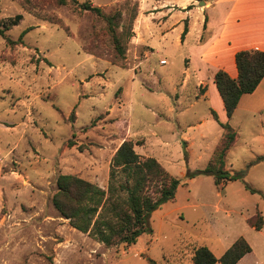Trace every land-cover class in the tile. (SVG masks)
Instances as JSON below:
<instances>
[{
    "label": "rangeland",
    "instance_id": "obj_1",
    "mask_svg": "<svg viewBox=\"0 0 264 264\" xmlns=\"http://www.w3.org/2000/svg\"><path fill=\"white\" fill-rule=\"evenodd\" d=\"M203 1L79 0L121 10L124 20L139 4L122 64L93 12L56 0H0V21L23 15L0 33V264H195L199 247L220 258L240 237L252 251L238 264H264V225L250 224L264 217L262 115L229 121L237 138L226 168L236 179L219 188L198 173L224 135L216 104L199 98L204 90L187 73L182 43L185 24L195 25L194 36L199 30L196 16L212 0ZM127 139L181 185L151 213L152 231L108 247L74 228L53 197L60 174L107 187L112 157Z\"/></svg>",
    "mask_w": 264,
    "mask_h": 264
},
{
    "label": "trees",
    "instance_id": "obj_2",
    "mask_svg": "<svg viewBox=\"0 0 264 264\" xmlns=\"http://www.w3.org/2000/svg\"><path fill=\"white\" fill-rule=\"evenodd\" d=\"M60 5H74L83 11L93 12L106 23V31L113 45V61L124 64L128 43L135 35L133 24L138 16L139 4L124 20L121 10L106 12L91 2L80 3L79 0H56ZM22 14L0 21V33L19 24ZM185 24L182 39L188 33ZM21 34V40L26 33ZM13 42L12 40H9ZM238 77L233 78L223 69L217 71L215 83L223 99L227 117L232 119L244 94L254 92L264 78V51L244 49L236 53ZM214 118L224 129L221 144L205 169L198 173H208L214 177L215 184L221 188L222 183L237 178L226 168V156L237 138V131L229 122H221L215 110ZM75 135V134H74ZM70 146L76 145L72 140ZM260 156L258 160L263 159ZM181 180L171 174L163 164L153 156H142L135 149V143L127 139L116 150L111 160V171L107 187L87 180L76 174H60L57 180V192L53 203L61 216L68 219L77 230L88 233L106 246H130L150 227L151 213L164 203L176 198ZM250 219V224L260 230L264 225L261 212ZM252 251L245 237L238 238L226 252L218 258L206 245L196 249L195 264H238Z\"/></svg>",
    "mask_w": 264,
    "mask_h": 264
},
{
    "label": "crops",
    "instance_id": "obj_3",
    "mask_svg": "<svg viewBox=\"0 0 264 264\" xmlns=\"http://www.w3.org/2000/svg\"><path fill=\"white\" fill-rule=\"evenodd\" d=\"M192 12L193 9L184 11V14L191 18ZM201 13V18L196 16V20H200L196 35L195 25L191 22L182 39L188 52L187 73H191L197 79L198 87L204 90L199 92V98L213 99L216 105L212 110L217 112L220 121L231 122L216 86L215 75L223 69L237 78L236 53L244 49L264 51V0H212ZM150 54L149 51L146 57ZM240 112L248 117L262 115L260 122L264 125V78L254 92L242 96L234 116Z\"/></svg>",
    "mask_w": 264,
    "mask_h": 264
},
{
    "label": "built area",
    "instance_id": "obj_4",
    "mask_svg": "<svg viewBox=\"0 0 264 264\" xmlns=\"http://www.w3.org/2000/svg\"><path fill=\"white\" fill-rule=\"evenodd\" d=\"M161 63H162V64H165V63H166V60H161Z\"/></svg>",
    "mask_w": 264,
    "mask_h": 264
},
{
    "label": "water",
    "instance_id": "obj_5",
    "mask_svg": "<svg viewBox=\"0 0 264 264\" xmlns=\"http://www.w3.org/2000/svg\"><path fill=\"white\" fill-rule=\"evenodd\" d=\"M202 4L205 3L203 0H201Z\"/></svg>",
    "mask_w": 264,
    "mask_h": 264
}]
</instances>
